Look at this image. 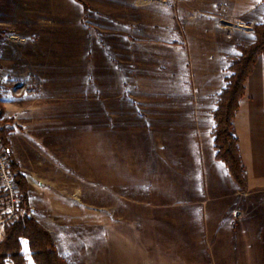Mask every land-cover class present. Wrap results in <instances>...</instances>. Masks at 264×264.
Masks as SVG:
<instances>
[{
	"label": "rangeland",
	"instance_id": "1",
	"mask_svg": "<svg viewBox=\"0 0 264 264\" xmlns=\"http://www.w3.org/2000/svg\"><path fill=\"white\" fill-rule=\"evenodd\" d=\"M82 1L0 0V15L58 11L50 35L29 34L33 20L15 13L0 20V105L15 90L21 104L50 110L57 145L43 154L63 185L50 188L49 215L71 224L69 264H208L194 256L195 238L256 264L237 241L264 240V189L235 185L214 158L212 133L228 68L255 42L264 0ZM27 158L36 168L38 152ZM3 217L4 237L12 225ZM20 245L31 258L27 240Z\"/></svg>",
	"mask_w": 264,
	"mask_h": 264
},
{
	"label": "crops",
	"instance_id": "2",
	"mask_svg": "<svg viewBox=\"0 0 264 264\" xmlns=\"http://www.w3.org/2000/svg\"><path fill=\"white\" fill-rule=\"evenodd\" d=\"M33 1V0H32ZM25 8V7H24ZM5 13L0 15V20L10 19L15 13L16 18L33 20V30L29 34L34 35H50L53 33V28L58 17V11H34L22 10L19 12H7V7L4 8ZM42 19V20H41ZM49 19V21H46ZM3 23L0 21V25ZM244 96L240 100L239 109L233 121V134L238 140V148L241 159L246 171L247 189H264V57L260 56L257 59L252 74L246 79L244 83ZM23 92L12 91L13 100L2 102L4 119L9 120L11 124L9 127L13 128L8 136L9 147L8 150L19 165L20 174L27 182L28 193V208L29 216L38 219V221L47 229L53 238V242L59 254L64 255L68 264L75 262L74 244L71 247L65 246L64 235H67V228L71 225L67 223L64 218L61 220L53 219L50 214L52 208L50 188L52 185L60 187L62 182L51 178V167L57 169L55 162L50 159L49 155H44L43 150L50 149L51 145H57V142H51V119L49 108L46 112L39 111V109L32 105L20 103V97ZM20 100V101H19ZM54 133H57L55 129ZM41 148V149H40ZM38 152L39 158L36 161V168H31L28 164L29 157L33 159V152ZM13 159V158H12ZM11 159V160H12ZM31 159V160H32ZM66 170H62L59 174L63 182L66 178ZM57 181V182H56ZM67 184V183H66ZM56 200V199H55ZM57 204V202H56ZM50 207V208H49ZM62 211L68 210V206L62 204ZM50 211V212H49ZM67 213L64 212V217ZM72 222V221H71ZM70 222V223H71ZM72 236V235H71ZM3 236H0V242ZM198 239V240H196ZM238 239V238H237ZM259 235H242L237 241L249 259H254L256 264H264L261 262V254L264 253L262 243L264 240ZM194 242H198V246H194L195 251L198 252L194 256L208 255V264H235V259L230 255L229 246L219 247L210 245L203 247L200 245L201 239L195 238ZM211 242V241H210ZM231 242V241H230ZM236 242V243H237ZM261 243V244H260ZM204 248V249H202ZM232 248V247H231ZM235 248V247H233ZM262 248V250H261ZM237 249V248H236ZM239 249V252H240ZM235 250V249H234ZM238 250V249H237ZM72 254V255H71ZM230 257V258H229ZM78 258V257H77ZM196 259L197 257H193ZM199 258V259H200ZM25 264H34L31 258L24 256ZM104 259V258H103ZM87 264H94L97 258L91 262L85 259ZM259 260V261H258ZM105 263L106 261L103 260ZM5 264H8V260ZM77 264V263H75ZM173 264V263H168ZM194 264H201V261L194 262Z\"/></svg>",
	"mask_w": 264,
	"mask_h": 264
},
{
	"label": "trees",
	"instance_id": "3",
	"mask_svg": "<svg viewBox=\"0 0 264 264\" xmlns=\"http://www.w3.org/2000/svg\"><path fill=\"white\" fill-rule=\"evenodd\" d=\"M84 6L82 0H75ZM255 42L248 47H238L239 58L233 60L228 71L226 86L218 95L216 109L213 112L215 128L212 133L214 158L223 163L235 185L247 189L246 171L238 148V140L233 134V121L244 96V83L252 74L257 59L264 57V23L254 27ZM3 122H0V125ZM5 128H0V139L8 149ZM12 170L16 173V183L21 191L20 209L24 213L12 226L6 228L0 242V264L10 260L12 264H25L21 252L20 239L28 242L30 256L34 264H67L57 252L51 235L36 221L29 218L27 182L17 171L11 160Z\"/></svg>",
	"mask_w": 264,
	"mask_h": 264
},
{
	"label": "built area",
	"instance_id": "4",
	"mask_svg": "<svg viewBox=\"0 0 264 264\" xmlns=\"http://www.w3.org/2000/svg\"><path fill=\"white\" fill-rule=\"evenodd\" d=\"M4 113L0 105V122H3ZM2 127V124L0 125ZM21 191L16 183V173L11 167L9 150L0 139V212L4 216L2 221L15 223L22 215L20 207Z\"/></svg>",
	"mask_w": 264,
	"mask_h": 264
},
{
	"label": "water",
	"instance_id": "5",
	"mask_svg": "<svg viewBox=\"0 0 264 264\" xmlns=\"http://www.w3.org/2000/svg\"><path fill=\"white\" fill-rule=\"evenodd\" d=\"M236 216H239V212L236 213Z\"/></svg>",
	"mask_w": 264,
	"mask_h": 264
}]
</instances>
